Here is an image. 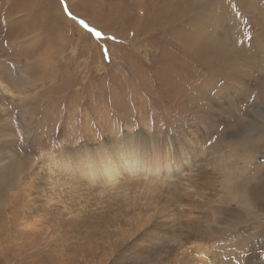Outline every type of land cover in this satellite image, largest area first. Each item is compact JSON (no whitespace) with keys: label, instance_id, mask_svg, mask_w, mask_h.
<instances>
[{"label":"rangeland","instance_id":"obj_1","mask_svg":"<svg viewBox=\"0 0 264 264\" xmlns=\"http://www.w3.org/2000/svg\"><path fill=\"white\" fill-rule=\"evenodd\" d=\"M128 139L157 187L53 166ZM190 262L264 264V0H0V264Z\"/></svg>","mask_w":264,"mask_h":264},{"label":"bare ground","instance_id":"obj_2","mask_svg":"<svg viewBox=\"0 0 264 264\" xmlns=\"http://www.w3.org/2000/svg\"><path fill=\"white\" fill-rule=\"evenodd\" d=\"M129 139L126 141V144H125V141L124 142L118 141V142H115L116 145L113 146L114 149H112V146L110 147L111 148L110 151L115 150V155H116L117 159L119 160L118 163L112 162V160L110 159L111 158L110 155H108L106 148H104V149H99V150L96 149L97 150L96 152H94V150L93 151L83 150L81 152L76 151L77 153L72 152V155H70V156L67 155L68 157H62V158L60 157L62 159L61 161H58V160H60L58 158L57 162H55V161L53 162V166L57 167L58 174H66L65 176L67 177V179L65 177L64 178H65V180H67V182L69 184L75 185V186H78V185L81 186V181H80L81 179H79V180L74 179V178H72L73 176H75L74 174H73V176H71L72 174L70 175L68 173H65V172L62 173V172H63V170L64 171L68 170V168L72 165H77L78 164L77 162H79V164L82 163L83 168H82V170L80 169L81 170L80 174L85 177L84 181L86 180L87 184H83V186L88 187V189H91L92 185L96 186V185H100V184H101V186H98L99 188L100 187L103 188L106 184L107 185L111 184L112 187H115V188L119 187V186H122V187L123 186H130L132 188L135 187L134 189L141 188V187H142V189H152L151 187H155V186L157 187L156 180L159 179V177H158V175H159L158 169L159 168L157 166V163L154 162L155 160H152L153 161L152 163L150 162V160L146 161L144 158H142V156H143L142 153L140 154L142 159L138 160L136 158L135 154L138 152L137 150L140 149L139 147H141V145L140 146H138V144L135 145V144H133V141H131ZM150 144H151V142H149V145ZM149 145H146V148H143L140 152H143V151H146L145 153H147V152L150 153V151L152 152L153 144L151 146H149ZM155 145L156 144L154 143V146ZM109 153L111 154V152H109ZM68 154H70V153H68ZM120 156H123V160L121 158H119ZM75 159L77 160V162L74 161ZM120 160H122V161H120ZM138 162H139V164H138ZM152 164H154V165L152 166ZM60 167H62L63 170ZM178 168H179V166H178ZM49 169H50V167H49ZM169 172H170V170H169ZM175 172H177V171H175ZM175 172H173V173H175ZM70 173H74V172L71 171ZM142 177H144V178L140 179ZM86 181L84 183H86ZM119 183L122 185H120ZM108 188H110V187H108ZM102 190H104V189H102ZM192 247H191L192 248V254L190 253L189 256L195 257V258H200V259L205 257L206 249L204 246L197 244V245H194ZM190 260H191V258H190ZM190 264H195V263L190 262Z\"/></svg>","mask_w":264,"mask_h":264},{"label":"snow or ice","instance_id":"obj_3","mask_svg":"<svg viewBox=\"0 0 264 264\" xmlns=\"http://www.w3.org/2000/svg\"><path fill=\"white\" fill-rule=\"evenodd\" d=\"M61 4H64V0H61ZM65 11L68 13V15L71 17V13L68 12L67 7H65ZM75 19L74 17H72ZM79 23L81 24L82 27H84L88 32H90L93 36H95L97 39L102 38V33L95 28L89 27L85 21L80 20ZM114 39V37H112ZM104 55L107 56V51L105 50Z\"/></svg>","mask_w":264,"mask_h":264},{"label":"water","instance_id":"obj_4","mask_svg":"<svg viewBox=\"0 0 264 264\" xmlns=\"http://www.w3.org/2000/svg\"><path fill=\"white\" fill-rule=\"evenodd\" d=\"M173 142L169 143V144H172ZM169 144H166V145H169Z\"/></svg>","mask_w":264,"mask_h":264}]
</instances>
